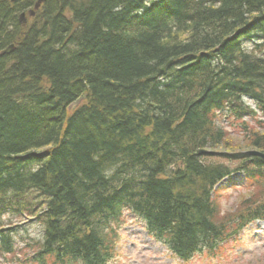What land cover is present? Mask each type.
Here are the masks:
<instances>
[{"label": "trees", "instance_id": "1", "mask_svg": "<svg viewBox=\"0 0 264 264\" xmlns=\"http://www.w3.org/2000/svg\"><path fill=\"white\" fill-rule=\"evenodd\" d=\"M28 2L0 0V255L5 217L41 239L7 264H109L125 213L183 262L264 221V0H45L22 27Z\"/></svg>", "mask_w": 264, "mask_h": 264}, {"label": "rangeland", "instance_id": "2", "mask_svg": "<svg viewBox=\"0 0 264 264\" xmlns=\"http://www.w3.org/2000/svg\"><path fill=\"white\" fill-rule=\"evenodd\" d=\"M28 14L26 12L21 13L19 20L21 15L29 18ZM247 122L249 125L253 123ZM230 132L233 133V131ZM231 133L228 132L230 141L236 145V148H241L244 145L242 144L244 142L242 134ZM225 187H229L227 182L221 184L219 188L224 191L221 196L222 209L225 212H233L238 205V198L245 195L248 187L230 189L227 192L224 190ZM4 219H6V223L13 221L15 227H21L16 238L18 244L16 246V258L25 261L23 256L27 254V251L20 252V249L25 248L24 243H30L32 239H41V227L38 224H30L29 220L18 222L11 217ZM119 235L117 255L110 264H264V223L262 222H257L248 227L241 234L240 240L229 242L213 258L207 253L195 257L188 263L175 259L165 247L150 238L145 230V224L133 215H125ZM28 253L31 255L30 252ZM11 257L0 255V264H7L10 259H16Z\"/></svg>", "mask_w": 264, "mask_h": 264}, {"label": "bare ground", "instance_id": "3", "mask_svg": "<svg viewBox=\"0 0 264 264\" xmlns=\"http://www.w3.org/2000/svg\"><path fill=\"white\" fill-rule=\"evenodd\" d=\"M25 1H29V2H30V0H25ZM38 1H39V0H35V3H34V5H33V7L28 11V13H29V14H28V17H29V18H34V17L36 16V13H37L36 5H37ZM12 2H13V1H12ZM29 2H28V3H29ZM19 22L22 24V27H26L27 18L25 17V18H24V21L19 20ZM250 45H251V44H247L246 47L250 48ZM10 46H11V45H10ZM10 46L6 47L3 51H1V52H0V56H2V55H8V54H4V52H5V50H7Z\"/></svg>", "mask_w": 264, "mask_h": 264}, {"label": "water", "instance_id": "4", "mask_svg": "<svg viewBox=\"0 0 264 264\" xmlns=\"http://www.w3.org/2000/svg\"><path fill=\"white\" fill-rule=\"evenodd\" d=\"M43 1L44 0H39L38 1L37 5H36V10H38L40 8L41 4H43ZM24 18H25V16L21 15L20 20L24 21ZM14 50H15V46L11 45L7 50H5L4 54H10ZM249 154L252 155V156H256V157H260V158L264 159V154L263 153H260V152H257V151H253V152H249Z\"/></svg>", "mask_w": 264, "mask_h": 264}]
</instances>
